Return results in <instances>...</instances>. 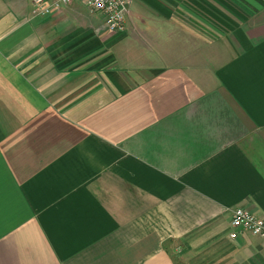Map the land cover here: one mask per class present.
I'll use <instances>...</instances> for the list:
<instances>
[{"label":"crops","instance_id":"0c3cea01","mask_svg":"<svg viewBox=\"0 0 264 264\" xmlns=\"http://www.w3.org/2000/svg\"><path fill=\"white\" fill-rule=\"evenodd\" d=\"M54 2L56 0H47ZM0 0V264H264V0Z\"/></svg>","mask_w":264,"mask_h":264},{"label":"built area","instance_id":"2783aa9c","mask_svg":"<svg viewBox=\"0 0 264 264\" xmlns=\"http://www.w3.org/2000/svg\"><path fill=\"white\" fill-rule=\"evenodd\" d=\"M133 0H84L87 7L94 13L102 15L106 27L110 32L117 33L126 29L127 17ZM71 0H33L32 15L34 17H48L58 10L62 4H69ZM231 238L240 234L250 233L264 239V217H259L243 208L232 211Z\"/></svg>","mask_w":264,"mask_h":264}]
</instances>
